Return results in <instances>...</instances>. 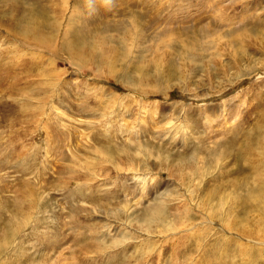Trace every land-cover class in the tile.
Instances as JSON below:
<instances>
[{
  "label": "rangeland",
  "instance_id": "rangeland-1",
  "mask_svg": "<svg viewBox=\"0 0 264 264\" xmlns=\"http://www.w3.org/2000/svg\"><path fill=\"white\" fill-rule=\"evenodd\" d=\"M263 202L264 0H0V264H264Z\"/></svg>",
  "mask_w": 264,
  "mask_h": 264
},
{
  "label": "bare ground",
  "instance_id": "bare-ground-1",
  "mask_svg": "<svg viewBox=\"0 0 264 264\" xmlns=\"http://www.w3.org/2000/svg\"><path fill=\"white\" fill-rule=\"evenodd\" d=\"M224 91V89H222V90H218V93L217 94H219V93H222ZM212 94V93H211ZM236 97H239V95H236ZM198 98H200V97H198ZM231 99V98H230ZM231 100H226V101H224V102H222V104H219V105H225V104H229L228 102H230ZM211 107V106H210ZM212 108V107H211ZM216 108V107H215ZM259 202V201H258ZM262 202V201H261ZM263 204H264V202H263ZM263 211V213H264V208L262 209ZM256 227H257V229H264L260 224H256ZM228 228L231 230L232 228L228 225ZM256 231V230H255ZM238 232H241V233H243L241 230H239ZM245 233H247V232H245ZM256 235H257V237H259L260 239H263L264 240V235L263 234H260L259 233V231L257 230L256 231ZM241 244V246L245 249V248H247V249H249V250H252V248H249V247H247L246 245H244V244H242V243H240Z\"/></svg>",
  "mask_w": 264,
  "mask_h": 264
}]
</instances>
